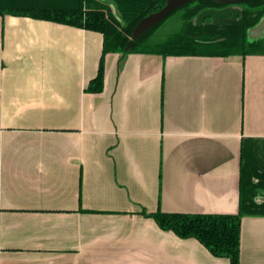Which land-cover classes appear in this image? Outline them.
I'll list each match as a JSON object with an SVG mask.
<instances>
[{"label": "crops", "instance_id": "1", "mask_svg": "<svg viewBox=\"0 0 264 264\" xmlns=\"http://www.w3.org/2000/svg\"><path fill=\"white\" fill-rule=\"evenodd\" d=\"M102 46L0 16V264H230L143 213L237 214L241 164L264 172V55L108 53L87 93ZM239 264H264V217Z\"/></svg>", "mask_w": 264, "mask_h": 264}, {"label": "trees", "instance_id": "2", "mask_svg": "<svg viewBox=\"0 0 264 264\" xmlns=\"http://www.w3.org/2000/svg\"><path fill=\"white\" fill-rule=\"evenodd\" d=\"M106 1L114 4L119 18L112 13L109 5L103 6L97 0H0V16L41 20L101 34L103 46L97 74L85 89L91 94L100 93L103 89L104 57L108 53L220 57L264 55V44L256 48L246 41L247 31L264 16V0L234 4L241 6L240 12L231 14L229 20L223 23L210 21L209 15L202 16L200 21H195V18L204 11L230 5L216 0H194L173 11L137 40H132V29L141 19L163 8L167 0ZM88 5H91L89 9ZM173 16L178 20L179 29L164 41L150 45L153 34ZM247 175L241 164L237 214L160 211L143 214L151 218L159 229L172 232L180 239H195L212 256L228 259L230 264H239L241 219L245 216L264 217V200L257 199L253 190L255 186H251Z\"/></svg>", "mask_w": 264, "mask_h": 264}, {"label": "rangeland", "instance_id": "3", "mask_svg": "<svg viewBox=\"0 0 264 264\" xmlns=\"http://www.w3.org/2000/svg\"><path fill=\"white\" fill-rule=\"evenodd\" d=\"M98 2H100L103 6L104 5H109L111 11L113 14H115L118 18H119V14L115 9V6L113 3L106 1V0H97ZM91 2V1H90ZM91 7V5L87 6V8L89 9ZM241 6L239 5H230L221 9H217V10H208V11H204L201 16H197V18H195V21H200L202 16L205 15H209L210 21H214V22H223V21H227L230 18L231 14L234 13H238L240 12ZM179 29V23L178 20L176 18V16L171 17L170 19H168L164 24L161 25V27H159L157 29V31L153 34V36L151 37L149 44L153 45V44H157L159 42L164 41L167 37H169L171 34H173L174 32H176ZM260 148H255L252 149L253 153H251L248 150V156L253 154V156L257 159V157H261L263 165H264V156H261L259 154V150ZM245 153V158L247 160H250ZM259 160V159H258ZM245 164V161H244ZM248 173L246 179H249V182L251 184V186H255L254 187V192L257 196V199L259 201L264 200V177L262 179V176L264 174L263 171L258 172V170L256 171H252L250 172L249 168L246 171ZM260 174L258 177L260 179L257 178V180L254 181L253 176L255 177V174ZM252 190V191H253Z\"/></svg>", "mask_w": 264, "mask_h": 264}, {"label": "water", "instance_id": "4", "mask_svg": "<svg viewBox=\"0 0 264 264\" xmlns=\"http://www.w3.org/2000/svg\"><path fill=\"white\" fill-rule=\"evenodd\" d=\"M194 0H167L163 8L157 12L151 13L148 16L141 19L137 25L132 29V40H137L143 33L149 31L157 24L162 22L167 18L173 11L176 9L188 4ZM219 3L234 5L245 1L250 0H216ZM129 49V45L126 48V51Z\"/></svg>", "mask_w": 264, "mask_h": 264}, {"label": "flooded vegetation", "instance_id": "5", "mask_svg": "<svg viewBox=\"0 0 264 264\" xmlns=\"http://www.w3.org/2000/svg\"><path fill=\"white\" fill-rule=\"evenodd\" d=\"M219 10V9H218ZM223 22H225V21H223ZM223 22H220V23H223Z\"/></svg>", "mask_w": 264, "mask_h": 264}]
</instances>
